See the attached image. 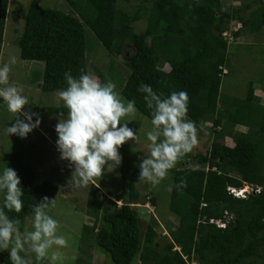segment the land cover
<instances>
[{
    "label": "trees",
    "instance_id": "trees-1",
    "mask_svg": "<svg viewBox=\"0 0 264 264\" xmlns=\"http://www.w3.org/2000/svg\"><path fill=\"white\" fill-rule=\"evenodd\" d=\"M65 1L71 8L69 12L44 9L41 0H32L22 16L24 30L17 41L20 56L43 62L40 86L44 92L66 88L65 72L78 77L81 69L90 71L87 52L92 34L90 39H98L110 54L127 52L125 63L130 72L125 79L120 77L119 83L124 98L135 101L139 112L151 119L145 94L138 91L141 82L162 96L173 90L185 91L189 97L187 118L196 125L212 121L215 135L209 152H190L170 170L173 185L185 178L187 187L171 191L169 207L179 223L169 228L170 241L161 249L155 242L157 219L153 217L143 227L133 206L141 198L137 188L140 169L124 144L122 191L110 197L94 183L88 190L86 214L94 218L92 229L98 246L114 264H131L135 257L139 258L138 264L264 261V105L259 103L252 83L243 99L220 96L222 76L229 73L228 41L223 33L232 21L241 23L230 32L232 39L264 31V0L226 10L221 0ZM120 1H136L138 9L134 14L128 12L119 6ZM8 4L9 0H0V52ZM253 4L257 7L246 16L244 12ZM143 17L147 19L145 30L137 32L133 23ZM166 62L168 70L162 68ZM91 72L102 83L109 81L98 67L93 66ZM51 109L67 113L64 107ZM235 125L247 130H235ZM137 126V121L129 125ZM224 138H231L233 144L225 143ZM25 141L16 135L10 162L21 180L24 208L20 213L5 209L10 218L20 220L21 230L32 192L54 195L58 190L57 185L47 181L33 183L32 172L23 162ZM245 183L260 191L238 197L227 190L228 186L242 187ZM151 200L155 204V198ZM106 204L112 208L102 213ZM216 220L225 225L219 226ZM0 264H11L1 251Z\"/></svg>",
    "mask_w": 264,
    "mask_h": 264
},
{
    "label": "rangeland",
    "instance_id": "rangeland-1",
    "mask_svg": "<svg viewBox=\"0 0 264 264\" xmlns=\"http://www.w3.org/2000/svg\"><path fill=\"white\" fill-rule=\"evenodd\" d=\"M31 1L9 0V7H12V10L6 23L2 50L0 52V65L8 62L10 57L16 58V63L11 66L9 83L22 89V94L28 97L29 104L27 106L31 107L30 111L38 113L41 119L39 127L33 129L26 137L23 162L32 172L34 184L47 181L57 185L58 190L54 195L32 192L23 225L24 228L20 230L21 232L25 229L32 230V205L38 204L45 196L49 199H56L55 207H51L48 210V214L60 222L61 226L58 228L57 234L67 239L68 246H53L44 262L47 264H114L110 255L97 244L96 233L92 229L94 218L86 214V202L91 183L96 184L110 197H115L116 194L122 191V146L119 149L122 157V162L119 166L113 170H107L106 165L103 176L94 178L87 187L79 189L68 187L67 181L71 178L72 168L69 166L68 161L59 158L60 153L56 145L58 136L55 132V125L61 113L51 109V107H63V103H57L56 94L58 90L44 92L41 89L40 83L44 71L43 62L22 59L20 48L17 44L18 38L24 30V19L22 16L27 13ZM221 1L223 10H226L229 7H238L252 0ZM41 6L44 9L56 8L65 12L71 11L65 0H41ZM119 6L133 14L138 9L136 1H120ZM256 7L253 4L252 8L248 9L244 14L247 16ZM146 23L147 19L143 17L141 20L134 22L133 27L135 31L143 32ZM231 24L227 33H223V36L228 41L229 64L227 68L229 73L222 76L220 96L243 99L247 95L249 84L252 83L259 103L264 105V31L260 30L253 34H245L238 39H232L230 32L241 26V23L232 21ZM91 35L89 36L90 42L87 52L89 70L91 71L93 66L98 67L116 85V90L124 98L121 93L119 83L121 79L119 78L123 77L125 79L130 72L125 63L127 52L120 55L110 54L98 39H90ZM238 44L243 45L240 46ZM162 68L168 70L169 63L166 62ZM226 71L225 69L224 73ZM124 99L128 101L126 98ZM219 108L222 109L223 105L219 104ZM23 111L28 110L23 109ZM63 114L67 115V113ZM16 116L17 114L7 111L3 101L2 103L0 102V173L6 166L10 167L16 135L9 136L5 129L15 123ZM20 118L24 119L23 116ZM132 121H137L138 123L137 127L131 129L138 133L140 142L129 141L125 144L129 146L132 158L139 165L141 159L148 151L145 133L151 129L152 125L151 119L138 110L134 116L125 117L122 120V122H128V127ZM33 122H35V117ZM226 122V119H224L223 123ZM196 126L198 129V143L191 153L205 154L210 151L212 141L215 139L212 131L213 122L200 123ZM234 129L246 131L247 127L235 125ZM224 142L233 144L231 138H224ZM189 165L195 166L196 164L189 163ZM170 184L173 185V173L171 171H169L167 178L156 187H153L148 182L139 181L137 188L141 198L138 203L133 204L140 215L143 227L150 223L153 217L157 219V223L154 224L156 232L155 242L158 243L156 247L160 249L170 241L169 228H173L179 223L178 216L169 207L171 192L167 188ZM152 197L155 198V204L151 200ZM2 203L3 193H0V207H2ZM111 208L110 204H106L101 212L105 213ZM229 218L228 216L227 220ZM1 252L7 257L10 255L9 251ZM21 255H24V253H21ZM28 256L34 261L33 253L29 252ZM139 262V258L135 257L131 264H138ZM191 264L197 263L193 261ZM255 264H264V261L258 260Z\"/></svg>",
    "mask_w": 264,
    "mask_h": 264
},
{
    "label": "clouds",
    "instance_id": "clouds-1",
    "mask_svg": "<svg viewBox=\"0 0 264 264\" xmlns=\"http://www.w3.org/2000/svg\"><path fill=\"white\" fill-rule=\"evenodd\" d=\"M15 63L16 58L10 57L0 65V99L8 112L17 114L15 123L6 127V133L26 138L39 127L41 119L38 113L23 111L29 104L28 97L22 94L21 88L9 83L11 66ZM64 79L67 87L58 90L56 99L57 103H63L67 115L61 113L55 125L56 145L59 158L68 161L72 168L68 187L79 189L87 187L94 178L102 177L106 165L107 170H113L121 164V146L129 141L140 142L138 133L128 127V122H122L123 118L134 116L137 109L135 101H126L111 80L102 83L91 71L81 69L78 77L65 72ZM138 91L145 94L152 125L145 133L148 151L138 165V181L156 187L197 145L198 129L195 122L187 118L189 97L185 91L173 90L168 96H162L143 82ZM20 185L17 172L6 166L0 173V193H3L0 251H9L11 264H43L53 246H68L67 239L57 234L60 222L48 214V210L55 207L56 199L45 196L32 205V230L21 232L20 220L10 218L5 212V209L23 211L24 192ZM174 187L186 188L187 180L182 178L179 184H170L167 190L171 192ZM29 252L34 254V261L28 256Z\"/></svg>",
    "mask_w": 264,
    "mask_h": 264
},
{
    "label": "built area",
    "instance_id": "built-area-1",
    "mask_svg": "<svg viewBox=\"0 0 264 264\" xmlns=\"http://www.w3.org/2000/svg\"><path fill=\"white\" fill-rule=\"evenodd\" d=\"M227 190L229 193H232L235 196L238 197H246L250 193L259 192V187H254L250 184L245 183L242 187H234V186H228ZM215 223H217L219 226H224L225 222L222 220H216Z\"/></svg>",
    "mask_w": 264,
    "mask_h": 264
},
{
    "label": "crops",
    "instance_id": "crops-1",
    "mask_svg": "<svg viewBox=\"0 0 264 264\" xmlns=\"http://www.w3.org/2000/svg\"><path fill=\"white\" fill-rule=\"evenodd\" d=\"M67 5H68V3H67ZM11 10H12V7L10 8V7H9V4H8V9H7V20H8V17H9V14H10ZM66 12H67V11H66Z\"/></svg>",
    "mask_w": 264,
    "mask_h": 264
},
{
    "label": "water",
    "instance_id": "water-1",
    "mask_svg": "<svg viewBox=\"0 0 264 264\" xmlns=\"http://www.w3.org/2000/svg\"><path fill=\"white\" fill-rule=\"evenodd\" d=\"M24 109H26V110L30 111V110H31V107H29V106L25 105V106H24Z\"/></svg>",
    "mask_w": 264,
    "mask_h": 264
}]
</instances>
